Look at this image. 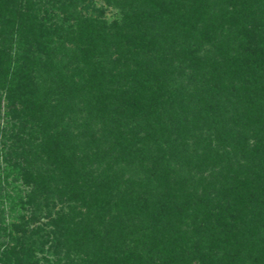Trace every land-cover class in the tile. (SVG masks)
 Returning <instances> with one entry per match:
<instances>
[{
    "label": "trees",
    "instance_id": "trees-1",
    "mask_svg": "<svg viewBox=\"0 0 264 264\" xmlns=\"http://www.w3.org/2000/svg\"><path fill=\"white\" fill-rule=\"evenodd\" d=\"M64 1L45 0L61 10ZM104 1L118 19L106 21L103 10L86 17L88 5L74 0L79 16L40 21L32 0H0V93L57 165L36 181L50 229L25 256L49 241L63 264L73 242L96 264H157L151 236L167 256L159 264H264V0ZM194 7L210 18L201 38L233 31L238 42L219 38L221 49L208 45L215 50L198 60L190 51L210 80L185 98L175 46L193 34ZM256 105L238 128L237 109ZM245 152L250 161L238 159ZM133 178L141 190L122 187ZM148 215L144 234L137 226Z\"/></svg>",
    "mask_w": 264,
    "mask_h": 264
},
{
    "label": "rangeland",
    "instance_id": "rangeland-1",
    "mask_svg": "<svg viewBox=\"0 0 264 264\" xmlns=\"http://www.w3.org/2000/svg\"><path fill=\"white\" fill-rule=\"evenodd\" d=\"M74 0L64 1V5L61 8H56L45 2V0H32L34 2L35 14L37 12L38 20H42L45 17V14L49 16L56 17L57 22H60V19L63 17L64 12H70L73 16L78 15L81 11L79 5L76 6V10L72 8ZM182 1V0H181ZM188 2V1H187ZM182 3H186L183 1ZM83 4H87V10H83L82 15L89 17L94 16L97 10H103V17L106 21L111 22L115 19H118L119 11L115 6L107 5L104 0H84ZM187 4V3H186ZM37 8V10H36ZM191 10L188 14V21H190V28H192V35L188 40H184L181 46L177 44L176 50L178 56L175 59L177 64L183 66V79L186 92L183 96L186 98L192 89L202 90V85L210 80L208 74L205 72L201 62L196 61L192 58L190 54L191 50L196 49V52L193 57H196L197 60L206 54L207 49L211 50L208 45L217 46L221 49V46L218 41L219 38L227 40L228 42L234 41L238 42V37L233 34V31L224 33L221 36V30L216 34V38L211 39V33L207 34V37L201 38L200 33L206 25L209 24L208 12L203 11L202 9ZM74 10V11H73ZM79 16V15H78ZM74 20V19H73ZM44 21V20H43ZM73 22V21H72ZM68 22L63 26L67 27ZM215 25V24H214ZM195 28V29H194ZM211 28V25L208 26ZM68 34L71 35V32ZM19 36V35H18ZM24 35L21 38L24 39ZM25 39H28L25 37ZM30 41V40H28ZM72 47L71 44L67 46ZM180 47V48H179ZM28 47H22L21 50ZM179 48V49H178ZM217 48V49H218ZM33 50L35 47L32 48ZM215 50V49H212ZM193 51V52H194ZM196 55V56H195ZM148 59L141 60V65L148 64ZM143 63V64H142ZM150 63V62H149ZM72 67V66H71ZM37 77L40 81L46 80L50 81V74L45 70L38 68ZM47 83H45L46 85ZM48 86V84H47ZM45 86V87H47ZM48 88V87H47ZM45 90V88L43 89ZM49 90V89H48ZM259 93V92H258ZM260 96L264 98V92L261 91ZM250 104V103H249ZM247 106V105H246ZM238 108L235 113L236 122L239 123L237 127L241 129L242 123H245L248 116L255 114L258 110V106L255 108L248 109ZM192 111L191 114H196L199 111V108H189ZM203 109V108H202ZM204 110V109H203ZM256 110V111H255ZM192 119L191 115L190 118ZM96 122V121H95ZM100 124V123H99ZM192 122L190 123V125ZM20 123L12 119L11 113L6 108L5 93H0V264H45V259H48L51 264H54L55 260L53 259L52 253L54 251L51 248V244L47 241L41 248L40 246L33 247V251L30 253L29 258L25 256L26 246L29 241H38L42 240L40 237L44 232L41 231L43 228L45 231L50 229L49 218L47 217L46 210L44 209V195L40 193V189L37 187V182L40 177L38 175L46 176L51 174V171L57 170V165L54 162V157L49 156L42 151L43 146L39 143V133L36 131L33 123H28L25 125L24 129L20 127ZM244 134H250L248 129ZM212 132L213 129H212ZM180 133L182 131L180 130ZM190 131H185V134H189ZM183 134V133H182ZM240 161H250L251 155L247 152L243 154H237ZM250 159V160H249ZM88 161L85 159L83 162ZM89 166V165H88ZM96 163L92 166L95 168ZM144 176H142L143 178ZM48 179V177H46ZM50 183V188L56 189L59 182L56 181V178L48 179ZM128 181V182H127ZM136 179H130L125 181L122 185L131 186L135 191L141 190L139 186L136 185ZM120 188L123 189V188ZM116 195L117 192L113 190ZM114 195V196H115ZM55 197V195H54ZM50 205L54 204V207L51 209L52 216L55 215V212L61 208L56 198H53L48 202ZM56 204V205H55ZM152 216L148 215L147 222L144 224H139L137 228H143L140 231H143L144 234L148 231L149 226H151ZM137 235V234H136ZM136 235H133L134 237ZM142 233H139L138 236L141 237ZM154 237V236H153ZM150 242L153 251V256H155V262L159 264L162 261L167 260L164 256V260L161 256L162 252L158 249L160 245H157L155 248L154 243H152V237H146ZM80 238H78L79 241ZM82 240V239H80ZM146 240V239H145ZM76 241V242H78ZM76 243L71 242V245L61 250L59 254L60 263H65L69 260H73L75 264H96L93 257L88 254V250L82 247L76 246ZM154 249V250H153ZM19 254V257H17ZM151 259H146L145 264H150ZM135 264V261L129 263Z\"/></svg>",
    "mask_w": 264,
    "mask_h": 264
}]
</instances>
